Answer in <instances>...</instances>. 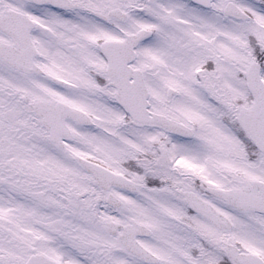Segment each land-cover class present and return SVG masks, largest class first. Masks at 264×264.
<instances>
[{"label":"snow or ice","instance_id":"1","mask_svg":"<svg viewBox=\"0 0 264 264\" xmlns=\"http://www.w3.org/2000/svg\"><path fill=\"white\" fill-rule=\"evenodd\" d=\"M0 264H264V0H0Z\"/></svg>","mask_w":264,"mask_h":264}]
</instances>
